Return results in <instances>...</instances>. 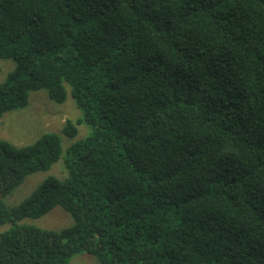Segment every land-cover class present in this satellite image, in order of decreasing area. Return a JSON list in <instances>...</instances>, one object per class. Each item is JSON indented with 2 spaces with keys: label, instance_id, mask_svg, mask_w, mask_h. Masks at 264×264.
Instances as JSON below:
<instances>
[{
  "label": "trees",
  "instance_id": "obj_1",
  "mask_svg": "<svg viewBox=\"0 0 264 264\" xmlns=\"http://www.w3.org/2000/svg\"><path fill=\"white\" fill-rule=\"evenodd\" d=\"M0 58V118L69 87L63 133L91 128L10 208L62 146L0 139V264H264V0H0ZM54 206L72 225H16Z\"/></svg>",
  "mask_w": 264,
  "mask_h": 264
},
{
  "label": "rangeland",
  "instance_id": "obj_2",
  "mask_svg": "<svg viewBox=\"0 0 264 264\" xmlns=\"http://www.w3.org/2000/svg\"><path fill=\"white\" fill-rule=\"evenodd\" d=\"M15 67L10 58H0V82L4 81L8 73ZM67 97L63 102H56L43 89L30 91L27 104L20 109L5 112L0 118V139L16 146H23L33 142L45 133L56 134L61 141L62 154L60 158L45 171L28 174L24 180L7 196L2 198L6 208L18 205L35 190V188L49 175L64 177L66 168L63 162L66 149L75 141L83 139L91 132L88 125L82 123L77 126L74 137L63 133L67 121L75 122L81 117V110L76 106L67 87ZM71 216L59 206H54L38 218H23L16 222L18 226H34L41 229L60 231L72 225ZM11 227L10 224L0 225V234ZM67 264H100L97 259L87 253L71 256Z\"/></svg>",
  "mask_w": 264,
  "mask_h": 264
}]
</instances>
